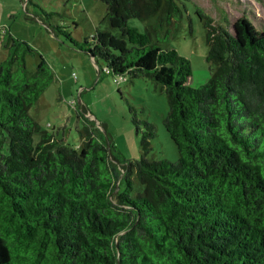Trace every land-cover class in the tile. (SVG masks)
I'll return each instance as SVG.
<instances>
[{
  "label": "trees",
  "instance_id": "1",
  "mask_svg": "<svg viewBox=\"0 0 264 264\" xmlns=\"http://www.w3.org/2000/svg\"><path fill=\"white\" fill-rule=\"evenodd\" d=\"M102 1L120 36L96 30L77 41L61 25L52 31L103 58L106 73L161 82L178 157L120 161L88 120L79 148L43 128L29 108L53 72L38 53L27 73L35 49L3 29L0 264H264V20L256 27L242 15L229 26L196 8L216 67L192 87L189 60L150 33L176 25L182 0ZM132 17L154 21L141 31ZM144 123L147 151L154 127Z\"/></svg>",
  "mask_w": 264,
  "mask_h": 264
},
{
  "label": "rangeland",
  "instance_id": "2",
  "mask_svg": "<svg viewBox=\"0 0 264 264\" xmlns=\"http://www.w3.org/2000/svg\"><path fill=\"white\" fill-rule=\"evenodd\" d=\"M180 6L182 14L174 27L164 24L154 32L150 30L153 18L132 17L128 24L141 31L149 29L152 40L186 57L191 67L188 84L192 87L206 82L216 67L205 58L208 44L196 8L216 22L225 18L229 26L242 15L256 27L264 20V0H182ZM105 15L102 0H0V31L8 29L36 51L25 55L27 73L35 69L38 53L53 72V79L29 113L43 128L75 148L82 141L83 121L88 120L99 136L112 141L120 161L142 155L148 160L174 161L178 152L163 125L168 112L165 86L152 77L125 75L120 79L118 74L106 73L103 58H92L76 48L67 35L52 31L55 25H61L77 41L91 40L96 30L120 36ZM8 51L0 45V61ZM144 122L154 127L147 151L142 147ZM33 140H38L37 134ZM132 182L136 189H142L135 176Z\"/></svg>",
  "mask_w": 264,
  "mask_h": 264
},
{
  "label": "built area",
  "instance_id": "3",
  "mask_svg": "<svg viewBox=\"0 0 264 264\" xmlns=\"http://www.w3.org/2000/svg\"><path fill=\"white\" fill-rule=\"evenodd\" d=\"M119 78L121 79V78H123V77L120 76Z\"/></svg>",
  "mask_w": 264,
  "mask_h": 264
}]
</instances>
